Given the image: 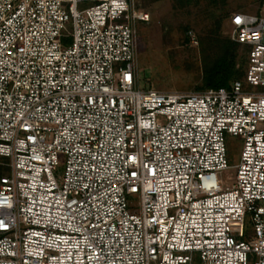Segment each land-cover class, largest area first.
<instances>
[{"label": "built area", "instance_id": "2783aa9c", "mask_svg": "<svg viewBox=\"0 0 264 264\" xmlns=\"http://www.w3.org/2000/svg\"><path fill=\"white\" fill-rule=\"evenodd\" d=\"M136 3L0 0V264H264V9L242 79L180 92L138 85Z\"/></svg>", "mask_w": 264, "mask_h": 264}, {"label": "rangeland", "instance_id": "374dc122", "mask_svg": "<svg viewBox=\"0 0 264 264\" xmlns=\"http://www.w3.org/2000/svg\"><path fill=\"white\" fill-rule=\"evenodd\" d=\"M137 6L148 12V22H136V71L140 88L161 91L193 92L203 90L202 76L206 60L215 56L208 46L209 33L216 30V21L222 18L219 35L230 38L229 19L234 12L254 13L264 9V0H192L180 6L175 0H137ZM70 28H68V31ZM218 34V33H217ZM231 39V38H230ZM70 39L63 41L66 46ZM242 140L225 135V168L217 173L222 186L234 182ZM63 157L59 171H62ZM0 177L8 172L6 161L0 158ZM131 202H137L130 197ZM131 212H137L129 205ZM198 254L191 264H199Z\"/></svg>", "mask_w": 264, "mask_h": 264}, {"label": "trees", "instance_id": "16d2710c", "mask_svg": "<svg viewBox=\"0 0 264 264\" xmlns=\"http://www.w3.org/2000/svg\"><path fill=\"white\" fill-rule=\"evenodd\" d=\"M180 6L190 5L192 0H175ZM199 1V0H196ZM215 3L217 0H205ZM222 18L216 21V30L208 35V46L215 50V56L205 61L202 89L226 87L230 82L242 79L246 67L247 47L229 37L219 35ZM218 33V34H217ZM1 174V171H0Z\"/></svg>", "mask_w": 264, "mask_h": 264}]
</instances>
